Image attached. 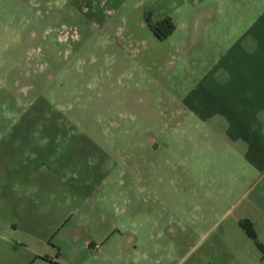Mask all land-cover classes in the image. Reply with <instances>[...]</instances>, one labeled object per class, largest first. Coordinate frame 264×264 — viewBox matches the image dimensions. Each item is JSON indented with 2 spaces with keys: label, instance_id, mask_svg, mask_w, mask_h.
I'll use <instances>...</instances> for the list:
<instances>
[{
  "label": "rangeland",
  "instance_id": "rangeland-1",
  "mask_svg": "<svg viewBox=\"0 0 264 264\" xmlns=\"http://www.w3.org/2000/svg\"><path fill=\"white\" fill-rule=\"evenodd\" d=\"M120 2L0 0V264H264V161L202 116L243 26Z\"/></svg>",
  "mask_w": 264,
  "mask_h": 264
},
{
  "label": "crops",
  "instance_id": "crops-1",
  "mask_svg": "<svg viewBox=\"0 0 264 264\" xmlns=\"http://www.w3.org/2000/svg\"><path fill=\"white\" fill-rule=\"evenodd\" d=\"M112 1L98 0L99 8L109 14L120 12L123 3L110 8ZM155 2L161 8L156 10L159 22L171 18L176 25L168 39L182 25H194L197 32L205 27L212 40L232 42L234 25L243 26L236 32L238 44L224 46L222 56H226V64L215 67L216 74L209 85L210 101H201L205 107L201 112L205 118L206 113L217 115L226 123L228 133L246 138L250 147L257 150L259 161H264V0H149L148 3ZM142 27L156 36L147 23L142 22Z\"/></svg>",
  "mask_w": 264,
  "mask_h": 264
},
{
  "label": "trees",
  "instance_id": "trees-1",
  "mask_svg": "<svg viewBox=\"0 0 264 264\" xmlns=\"http://www.w3.org/2000/svg\"><path fill=\"white\" fill-rule=\"evenodd\" d=\"M153 32L155 33V35L161 40V41H165L169 38V36L174 33V31L176 30V25L174 24V22L172 21L171 18H166L164 20H162L161 22L157 23L156 25L151 26ZM247 233L249 234V236L255 240L259 246V248L263 251L264 247L262 246V244L257 240L256 234L253 232V230H251V225L248 221L243 223ZM248 225H250V227H248Z\"/></svg>",
  "mask_w": 264,
  "mask_h": 264
}]
</instances>
